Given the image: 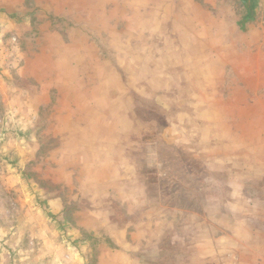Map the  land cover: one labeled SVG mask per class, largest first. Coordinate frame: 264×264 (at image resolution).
Instances as JSON below:
<instances>
[{
	"label": "rangeland",
	"instance_id": "374dc122",
	"mask_svg": "<svg viewBox=\"0 0 264 264\" xmlns=\"http://www.w3.org/2000/svg\"><path fill=\"white\" fill-rule=\"evenodd\" d=\"M242 13L0 0V264H192L223 247L205 264H264V0Z\"/></svg>",
	"mask_w": 264,
	"mask_h": 264
},
{
	"label": "crops",
	"instance_id": "0c3cea01",
	"mask_svg": "<svg viewBox=\"0 0 264 264\" xmlns=\"http://www.w3.org/2000/svg\"><path fill=\"white\" fill-rule=\"evenodd\" d=\"M240 1H241V9H242L243 13L240 16L241 18L238 20L241 21L240 23L242 24L241 25L242 27H246L247 25H249V23H251V20L253 19L254 15H255L256 5L258 4L259 0H240ZM102 162L105 164L104 158H103ZM236 196H237V194L234 196V198ZM238 198L240 199V197H238ZM236 199H237V197H236ZM52 204H54V206H57L58 209L56 208L57 209L56 211H58V213H59L61 211L62 202L59 199H56ZM230 204L233 205L232 198H230V199L228 198V200H226L223 205L229 206ZM251 212H252L251 215H249L247 217V218H250V221H249V219H248V221L255 223V222H257V219H256L257 216L254 215V211H251ZM262 214H264V213H262ZM185 227H186V229H188V226H185ZM252 240L255 241L256 239H252ZM200 248L201 247H199L200 253H198V255H196V256L201 255V249ZM223 248L220 249V252H221L220 255H215L214 257H211L210 260L206 259L207 256H204L202 258V260L198 257L199 259H197V261L192 262V264H205L206 262L211 261V260L216 261L219 256H221V260L227 259V253H225V255H224V252H222ZM138 259L139 258L136 255L132 254L130 251H125L122 259L117 260L118 262H114L112 260L110 263L104 262L103 264H132V260H138Z\"/></svg>",
	"mask_w": 264,
	"mask_h": 264
}]
</instances>
